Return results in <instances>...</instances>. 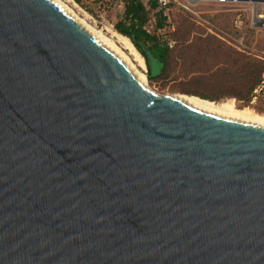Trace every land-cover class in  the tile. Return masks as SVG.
Masks as SVG:
<instances>
[{
	"label": "water",
	"instance_id": "obj_1",
	"mask_svg": "<svg viewBox=\"0 0 264 264\" xmlns=\"http://www.w3.org/2000/svg\"><path fill=\"white\" fill-rule=\"evenodd\" d=\"M174 94L0 0V264H264V125Z\"/></svg>",
	"mask_w": 264,
	"mask_h": 264
},
{
	"label": "rangeland",
	"instance_id": "obj_2",
	"mask_svg": "<svg viewBox=\"0 0 264 264\" xmlns=\"http://www.w3.org/2000/svg\"><path fill=\"white\" fill-rule=\"evenodd\" d=\"M78 6L85 10L91 17L93 24L99 28L104 25H109L112 28L113 23L119 18L123 5L121 0H74ZM144 2L146 0H143ZM199 15L192 12H187L186 16L197 26V32H192L189 35L188 41L192 40L193 36L211 35L218 39L224 45L242 53L248 57L262 61L256 56V50L264 49V27L253 29L249 26L251 15L250 3H201L194 8ZM184 13L173 11L171 14L170 23L166 30L158 32L157 38L159 41H166L174 47L180 43L178 37L170 34L174 28L178 27L177 20ZM151 15V14H150ZM240 19L241 26H235V20ZM173 22V23H172ZM152 16H150L146 28L151 30ZM179 29V28H178ZM244 32L246 40L244 44L247 49L244 51L237 49L235 39L239 33ZM198 53L196 57L187 58L186 61L176 59L169 67L167 72L155 80H150L146 77L149 85L157 93H189L196 94L211 100H220L223 98H233L236 103V97L227 95V87L225 86V78L214 75L212 71L218 67L225 68L226 63H220L219 59L210 56L205 61L203 55ZM200 60L205 62V70L199 69ZM201 62V64H203ZM146 65V64H145ZM154 71H157L154 65ZM147 75V67L144 71ZM264 76V74H263ZM243 106L250 107L259 113L264 114V94L260 91V86L253 91L250 101ZM239 105V107H243Z\"/></svg>",
	"mask_w": 264,
	"mask_h": 264
},
{
	"label": "trees",
	"instance_id": "obj_3",
	"mask_svg": "<svg viewBox=\"0 0 264 264\" xmlns=\"http://www.w3.org/2000/svg\"><path fill=\"white\" fill-rule=\"evenodd\" d=\"M121 2L123 10L113 23V27L117 32L127 36L143 56L148 79L161 78L176 59L185 62L187 58L196 57L198 53H201L200 55L204 58L213 56L219 59L220 63H226L225 68L218 67L212 73L219 78L221 76L225 78L223 82L227 87L226 94L236 97L237 106L247 104L253 91L259 86L264 94L263 60L239 53L211 35L193 36L189 42V35L197 32V26L184 16L187 12L180 7L171 4L167 13L164 14L156 0L145 2L121 0ZM174 10L184 14L177 20L178 27L170 30V34L181 40L172 47L166 41H159L157 35L158 32L168 28ZM150 16H152L151 30L145 27ZM204 60L207 61L206 58ZM201 62L203 61L200 60L199 69L205 70L207 68L205 62L203 64ZM154 65L157 71H154Z\"/></svg>",
	"mask_w": 264,
	"mask_h": 264
},
{
	"label": "bare ground",
	"instance_id": "obj_4",
	"mask_svg": "<svg viewBox=\"0 0 264 264\" xmlns=\"http://www.w3.org/2000/svg\"><path fill=\"white\" fill-rule=\"evenodd\" d=\"M52 1L59 5L91 35L113 50L138 75L143 83L152 89L146 79L147 75L145 76L144 73L146 69L145 60L127 36L117 32L109 25H104L102 28L95 26L89 14L78 6L74 0ZM174 95L195 107L239 116L264 125L263 113H259L247 106L239 107L233 98L211 100L189 93H175Z\"/></svg>",
	"mask_w": 264,
	"mask_h": 264
},
{
	"label": "built area",
	"instance_id": "obj_5",
	"mask_svg": "<svg viewBox=\"0 0 264 264\" xmlns=\"http://www.w3.org/2000/svg\"><path fill=\"white\" fill-rule=\"evenodd\" d=\"M159 8L163 9V13L166 14L170 5L180 7L186 12H192L199 15L194 8L199 6L201 3H250L251 4V15L249 19V26L253 29L264 27V0H156ZM235 26L240 28L241 21L238 18L235 20ZM246 36L244 32L239 33L233 44L237 49L244 51L247 46L244 44ZM171 46V44H169ZM256 56L264 61V49L256 50Z\"/></svg>",
	"mask_w": 264,
	"mask_h": 264
}]
</instances>
